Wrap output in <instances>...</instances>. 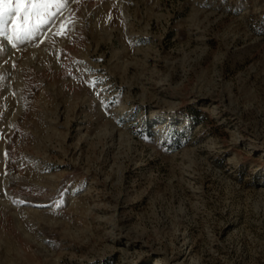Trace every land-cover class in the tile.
Masks as SVG:
<instances>
[{"label":"rangeland","instance_id":"374dc122","mask_svg":"<svg viewBox=\"0 0 264 264\" xmlns=\"http://www.w3.org/2000/svg\"><path fill=\"white\" fill-rule=\"evenodd\" d=\"M0 264H264V0L0 36Z\"/></svg>","mask_w":264,"mask_h":264},{"label":"snow or ice","instance_id":"6c2138e0","mask_svg":"<svg viewBox=\"0 0 264 264\" xmlns=\"http://www.w3.org/2000/svg\"><path fill=\"white\" fill-rule=\"evenodd\" d=\"M70 2L74 0H0V36L15 48L16 42L31 40L42 29L51 31ZM66 28L67 24L61 21L53 34L67 35ZM90 86L95 87V83Z\"/></svg>","mask_w":264,"mask_h":264}]
</instances>
